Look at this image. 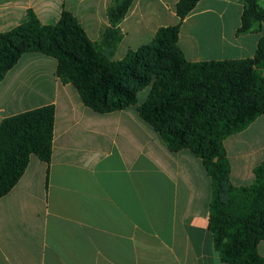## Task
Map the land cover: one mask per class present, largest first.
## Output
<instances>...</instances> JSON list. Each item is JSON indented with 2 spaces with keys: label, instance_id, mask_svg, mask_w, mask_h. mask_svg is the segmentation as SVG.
<instances>
[{
  "label": "crops",
  "instance_id": "crops-1",
  "mask_svg": "<svg viewBox=\"0 0 264 264\" xmlns=\"http://www.w3.org/2000/svg\"><path fill=\"white\" fill-rule=\"evenodd\" d=\"M113 0H0V33L31 9L44 25L63 9L99 43ZM178 0H133L111 54L122 59L179 22ZM264 9V0H259ZM242 0H199L184 18L177 45L191 62L252 58L264 36L237 35ZM52 105L49 163L30 156L18 182L0 198V264H227L208 230L211 177L201 158L170 152L135 106L99 114L56 74V60L21 55L0 81V122ZM233 185L253 182L264 163V115L224 142ZM264 257V240L258 244Z\"/></svg>",
  "mask_w": 264,
  "mask_h": 264
},
{
  "label": "trees",
  "instance_id": "trees-1",
  "mask_svg": "<svg viewBox=\"0 0 264 264\" xmlns=\"http://www.w3.org/2000/svg\"><path fill=\"white\" fill-rule=\"evenodd\" d=\"M133 0H113L109 26L99 43L91 41L77 18L63 9L58 21L44 25L28 9L18 26L0 33V81L22 54L37 52L56 60V74L71 84L85 107L107 114L135 106L141 120L159 134L166 150L183 149L201 158L211 177L208 230L221 261L264 264V163L253 182L233 185L224 140L264 115V36L252 58L191 62L177 45L180 26L199 0H178L179 22L157 29L147 44L111 54L121 39L119 24ZM237 35L257 32L264 22L259 0H242ZM149 87L145 100L137 93ZM55 108L42 106L0 122V198L23 175L30 156L49 163Z\"/></svg>",
  "mask_w": 264,
  "mask_h": 264
},
{
  "label": "rangeland",
  "instance_id": "rangeland-1",
  "mask_svg": "<svg viewBox=\"0 0 264 264\" xmlns=\"http://www.w3.org/2000/svg\"><path fill=\"white\" fill-rule=\"evenodd\" d=\"M148 91H149V87H146L137 93V99L139 103L145 100V98L147 97Z\"/></svg>",
  "mask_w": 264,
  "mask_h": 264
}]
</instances>
